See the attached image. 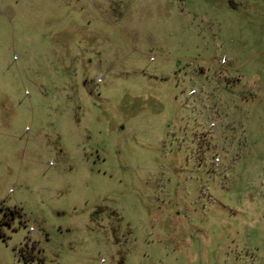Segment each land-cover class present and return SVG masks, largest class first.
Returning <instances> with one entry per match:
<instances>
[{
  "label": "rangeland",
  "instance_id": "1",
  "mask_svg": "<svg viewBox=\"0 0 264 264\" xmlns=\"http://www.w3.org/2000/svg\"><path fill=\"white\" fill-rule=\"evenodd\" d=\"M0 264H264V0H0Z\"/></svg>",
  "mask_w": 264,
  "mask_h": 264
}]
</instances>
